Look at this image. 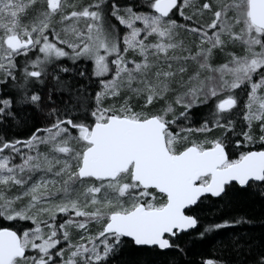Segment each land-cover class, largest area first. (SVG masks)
<instances>
[{
    "label": "snow or ice",
    "instance_id": "6c2138e0",
    "mask_svg": "<svg viewBox=\"0 0 264 264\" xmlns=\"http://www.w3.org/2000/svg\"><path fill=\"white\" fill-rule=\"evenodd\" d=\"M236 191L264 210V0H0V264H264Z\"/></svg>",
    "mask_w": 264,
    "mask_h": 264
},
{
    "label": "trees",
    "instance_id": "16d2710c",
    "mask_svg": "<svg viewBox=\"0 0 264 264\" xmlns=\"http://www.w3.org/2000/svg\"><path fill=\"white\" fill-rule=\"evenodd\" d=\"M228 199L240 212L247 213L251 220V223L238 226L236 232L245 238H250L255 241L264 239V210L261 209L258 198L254 197L252 193L236 191L230 193ZM217 206L209 201H205L196 211L203 219L210 220L213 219V213ZM216 239V237L209 236L203 242H193L189 252L190 258L198 262L202 256L212 257L216 255L213 252ZM153 259L158 258L126 250L121 257L117 258V264H123L124 261H128L131 264L133 261H151Z\"/></svg>",
    "mask_w": 264,
    "mask_h": 264
}]
</instances>
